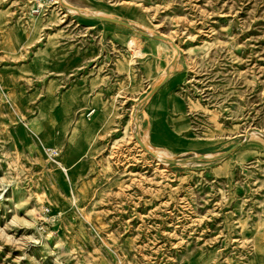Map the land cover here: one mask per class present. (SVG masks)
Segmentation results:
<instances>
[{"label": "rangeland", "instance_id": "1", "mask_svg": "<svg viewBox=\"0 0 264 264\" xmlns=\"http://www.w3.org/2000/svg\"><path fill=\"white\" fill-rule=\"evenodd\" d=\"M59 2L0 0V264H264V0Z\"/></svg>", "mask_w": 264, "mask_h": 264}, {"label": "bare ground", "instance_id": "2", "mask_svg": "<svg viewBox=\"0 0 264 264\" xmlns=\"http://www.w3.org/2000/svg\"><path fill=\"white\" fill-rule=\"evenodd\" d=\"M67 0H60V2L59 3H61L62 5H64V6H66L70 11H72V12H76L77 10H78V8H76V7H73V6H71V5H69V4H67L68 2H66ZM93 18H96V19H102V20H106V21H110L111 23H118V24H120V25H122L121 23H119L118 21H120V20H116V19H113V18H107L106 16H99V15H97V16H92ZM112 20H116V21H112ZM125 26V25H124ZM125 27H129V28H132L131 27V25L129 24L128 26H125ZM146 35H149V34H146ZM163 37V36H162ZM166 38V37H165ZM161 40V39H160ZM162 41H164L165 43H169L170 45H172V47H173V51H174V53H175V55H177L178 54V46L177 45H175L174 44V42H173V40L171 39V40H169V39H167V40H162ZM130 46H134V45H136L135 44V42H134V40H131L130 42ZM165 75H166V72L164 73ZM165 79V78H164ZM163 78H162V80H164ZM142 142V141H141ZM142 144H143V142H142ZM145 146V145H144ZM144 149V148H143ZM157 156V155H156ZM158 158V157H157Z\"/></svg>", "mask_w": 264, "mask_h": 264}, {"label": "water", "instance_id": "3", "mask_svg": "<svg viewBox=\"0 0 264 264\" xmlns=\"http://www.w3.org/2000/svg\"><path fill=\"white\" fill-rule=\"evenodd\" d=\"M112 21H116V20H112ZM119 23H121L122 25L128 26V23H125L123 21H118ZM156 39H161V40H167V38L162 37V36H155Z\"/></svg>", "mask_w": 264, "mask_h": 264}, {"label": "built area", "instance_id": "4", "mask_svg": "<svg viewBox=\"0 0 264 264\" xmlns=\"http://www.w3.org/2000/svg\"><path fill=\"white\" fill-rule=\"evenodd\" d=\"M38 8H39V6H38ZM38 10H40V9H38ZM54 155L56 156V155H58V153H57V152H55V153H53V156H54Z\"/></svg>", "mask_w": 264, "mask_h": 264}]
</instances>
